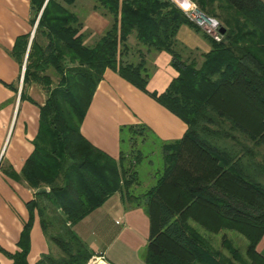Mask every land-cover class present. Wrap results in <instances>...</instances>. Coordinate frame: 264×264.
<instances>
[{
  "label": "trees",
  "instance_id": "16d2710c",
  "mask_svg": "<svg viewBox=\"0 0 264 264\" xmlns=\"http://www.w3.org/2000/svg\"><path fill=\"white\" fill-rule=\"evenodd\" d=\"M75 1L28 0L31 28L40 13L33 37L29 44V34L16 37L9 52L19 70L25 56L18 99L38 115L32 151L18 177L34 191L25 204L28 218L17 251L0 253L10 264H27L35 214L48 249L34 264H86L96 253L72 227L118 193L124 211L140 208L148 220L143 264H224L190 222L207 233L241 235L245 259L228 246L231 259L264 264L255 250L264 234V167L256 161L257 148L264 150V3L188 0L222 30L214 41L171 0H92L109 24L87 46L82 21L68 10ZM181 26L206 41L209 51L181 46L175 39ZM131 35L147 51L169 56L176 77L162 93L146 90L141 54L126 44ZM130 51L136 63L123 60ZM105 70L185 125L180 139L160 144L162 168L140 193L131 188L144 158L136 145L155 144L147 127H119L116 160L79 131ZM48 71L56 76L54 85ZM31 84L43 90L40 106L25 94ZM5 87L17 93L16 86Z\"/></svg>",
  "mask_w": 264,
  "mask_h": 264
},
{
  "label": "crops",
  "instance_id": "0c3cea01",
  "mask_svg": "<svg viewBox=\"0 0 264 264\" xmlns=\"http://www.w3.org/2000/svg\"><path fill=\"white\" fill-rule=\"evenodd\" d=\"M28 19V0H0V249L9 254L17 251L19 234L28 218L25 204L32 199L34 192L18 177L32 151L38 112L35 106L19 101L18 85L23 64L19 70L17 63L9 56L15 38L32 32ZM82 23V30L90 32L84 38L85 45L94 34L100 36L107 26L106 18L95 13L87 14ZM175 39L185 49L197 54L209 51L207 42L185 26L179 27ZM126 44L141 54L145 72L148 73L146 90L149 93H162L176 77L169 65V56L164 52L147 51L136 44L132 35L127 38ZM138 59L134 51L123 58L127 63H136ZM5 85L16 86L17 93ZM36 87L29 85L25 94L40 106L44 96L39 97ZM141 124L151 132L158 149L160 144L180 139L185 131V125L179 119L114 72L105 70L81 122V136L116 160L119 127ZM9 171L14 173V178L7 175ZM72 231L92 252L102 253L109 264H143L140 254L146 244L148 220L140 208L124 211L118 193L76 223ZM47 249L37 217L33 214L26 263L34 264ZM255 250L264 257V234ZM10 263L0 253V264Z\"/></svg>",
  "mask_w": 264,
  "mask_h": 264
},
{
  "label": "rangeland",
  "instance_id": "374dc122",
  "mask_svg": "<svg viewBox=\"0 0 264 264\" xmlns=\"http://www.w3.org/2000/svg\"><path fill=\"white\" fill-rule=\"evenodd\" d=\"M172 1L178 8L185 10L186 13L193 20V22L198 23V21L196 20L203 22L202 26L200 27L202 30L208 27L207 21L203 17L200 18L201 16L200 17L198 16L200 15L199 12L195 9V7L188 0L187 2H189V5L186 8L182 6L183 2H181L180 0H172ZM260 1L264 3V0H260ZM68 10L71 12H74L80 21H83L85 16L89 13H95L99 16L101 12V10H98V9L96 10L93 8L92 0H76L72 6L68 7ZM108 19L109 18L106 16L107 26L109 24ZM32 29H33V26H32ZM34 29H33V32L29 34V37L31 36V39L33 37ZM89 33H90L89 31H85L86 36L90 35ZM98 37L99 35L94 34L92 37L89 38L86 44L87 45L93 44ZM23 61L25 62V56L23 58ZM23 70H24V67H23ZM47 75L51 78L52 84L54 85L56 82V76L52 73V71H48ZM36 88H37V93L39 97L41 95L43 97L44 96L43 90L39 86H37ZM18 89L20 90L19 85H18ZM137 140H140V139H137ZM136 146L137 148L142 150L144 158L142 159L141 163L135 169V178H134L135 183L132 185L131 188L133 189L132 191L134 193H140L154 184L157 174L160 172L163 164H162L160 151L157 148V145L149 142L148 144H144L143 146H140V147H138V145ZM257 153H258L257 154L258 156L256 157V161L259 162L264 167V150L261 147H259L257 148ZM260 182L264 184V176L261 177ZM136 185L137 186L139 185L138 189H135ZM189 224L193 228H195L196 231L202 236V238L207 242L210 249L219 255L220 259L224 262V264H238L235 262V260L231 259L232 256L227 251L228 246L231 247L235 251V254H236L235 256H240L241 258L245 259L244 252H245L246 241L241 235L235 232H232V231H225V230L219 231L215 234L207 233L203 231L202 229H200L199 227L195 226L193 223L190 222Z\"/></svg>",
  "mask_w": 264,
  "mask_h": 264
},
{
  "label": "built area",
  "instance_id": "2783aa9c",
  "mask_svg": "<svg viewBox=\"0 0 264 264\" xmlns=\"http://www.w3.org/2000/svg\"><path fill=\"white\" fill-rule=\"evenodd\" d=\"M172 1V0H171ZM173 2V1H172ZM181 9V8H180ZM182 10V9H181ZM189 18H190V16L186 13V11L185 10H182ZM191 19V18H190ZM192 20V19H191ZM193 21V20H192ZM196 21H198V23H195L197 26H199V27H201L202 26V23L203 22H201V21H199V20H196ZM208 22H209V24H207V28H204V32L207 34V35H209L214 41H219V38H220V36L218 35V33H217V29H218V27H217V23L215 22V21H213V20H208ZM23 67H24V62H23V65H22V72H21V75H22V73H23ZM21 78H22V76H20ZM117 223V222H116ZM86 264H109L106 260H105V258H104V256H103V254L102 253H100V252H97L95 255H93V256H91L90 257V259L87 261V263Z\"/></svg>",
  "mask_w": 264,
  "mask_h": 264
},
{
  "label": "water",
  "instance_id": "95a60500",
  "mask_svg": "<svg viewBox=\"0 0 264 264\" xmlns=\"http://www.w3.org/2000/svg\"><path fill=\"white\" fill-rule=\"evenodd\" d=\"M40 14V13H39ZM39 14H38V16H37V18H36V20H35V22H34V24H33V29L35 28V26H36V23H37V19H38V17H39ZM200 14V13H199ZM200 16H202L201 14H200ZM205 20H209V19H207V18H205L204 16H202ZM33 29H32V32H33ZM218 31H219V33H222V30L221 29H218ZM30 40H31V36L29 37V40H28V44L30 43ZM22 70V69H21ZM21 79L22 78H20V80H19V88H20V84H21ZM18 91H19V89H18Z\"/></svg>",
  "mask_w": 264,
  "mask_h": 264
},
{
  "label": "bare ground",
  "instance_id": "6f19581e",
  "mask_svg": "<svg viewBox=\"0 0 264 264\" xmlns=\"http://www.w3.org/2000/svg\"><path fill=\"white\" fill-rule=\"evenodd\" d=\"M180 1L183 2V5L182 6L185 7V8L189 5V2H187V0H180ZM198 16L200 17V15H198ZM200 18H202V16ZM207 24H209L208 21H207Z\"/></svg>",
  "mask_w": 264,
  "mask_h": 264
}]
</instances>
